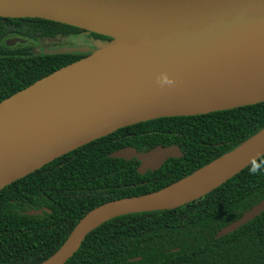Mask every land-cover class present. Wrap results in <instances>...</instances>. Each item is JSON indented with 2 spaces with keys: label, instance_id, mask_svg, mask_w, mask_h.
<instances>
[{
  "label": "water",
  "instance_id": "1",
  "mask_svg": "<svg viewBox=\"0 0 264 264\" xmlns=\"http://www.w3.org/2000/svg\"><path fill=\"white\" fill-rule=\"evenodd\" d=\"M0 18H36L106 37L94 47L69 46L45 55L82 54L72 63L0 100V190L50 161L117 129L157 118L194 116L264 101V0H0ZM10 37L7 47L24 44ZM115 49L126 56L124 84L80 83ZM98 88V89H97ZM247 144V145H245ZM243 149L194 187L185 180ZM264 155V127L227 153L156 191L104 202L85 213L61 246L38 264H63L101 223L129 213L170 210L223 184ZM182 154L174 145L108 154L134 158L135 171L157 170ZM214 174V175H213ZM264 210L260 201L216 231L224 236ZM45 208L29 210L39 215Z\"/></svg>",
  "mask_w": 264,
  "mask_h": 264
},
{
  "label": "trees",
  "instance_id": "2",
  "mask_svg": "<svg viewBox=\"0 0 264 264\" xmlns=\"http://www.w3.org/2000/svg\"><path fill=\"white\" fill-rule=\"evenodd\" d=\"M83 30L36 18H0V100L82 54H33L28 42ZM92 37L108 40L88 33ZM264 127V101L202 115L157 118L82 145L0 190V264H38L92 208L165 187L229 152ZM174 145L182 156L138 174V162L108 157ZM251 168L260 169L251 174ZM264 200V155L202 197L170 210L129 213L90 231L63 264H264V210L234 231H216ZM45 208L39 215L29 210Z\"/></svg>",
  "mask_w": 264,
  "mask_h": 264
},
{
  "label": "bare ground",
  "instance_id": "3",
  "mask_svg": "<svg viewBox=\"0 0 264 264\" xmlns=\"http://www.w3.org/2000/svg\"><path fill=\"white\" fill-rule=\"evenodd\" d=\"M129 76V67L125 53L121 49H115L113 53L109 57H107L103 62L92 67L87 76L84 77L82 80H79V82L83 83L88 80L89 84L91 85L90 87H105L109 84H124L129 78ZM262 83H264V73L256 75L255 79H253V83L251 84V86L255 89L260 87ZM245 145L239 148V150H236L235 152H232L220 158L213 164L202 169L194 177L185 180L182 184V187H194L201 183L200 179H203L216 169L217 171L215 173H217L227 163H229L232 159V156L235 155L241 149H243Z\"/></svg>",
  "mask_w": 264,
  "mask_h": 264
},
{
  "label": "flooded vegetation",
  "instance_id": "4",
  "mask_svg": "<svg viewBox=\"0 0 264 264\" xmlns=\"http://www.w3.org/2000/svg\"><path fill=\"white\" fill-rule=\"evenodd\" d=\"M83 34L89 35L87 32H84V31L83 32H79L76 35H65V36H62V35L58 34V35H56L53 38H43V39L41 38V39L36 40L35 42H28L27 40H24L25 41L24 44H28L29 45V50H30L31 53H33V54H38V53L44 54V52L46 50L55 49V48L69 47L67 45H63L61 42L60 43H55V45L54 44L50 45V47L45 46L44 45L45 43L52 42L53 40H62V39L66 40L67 37L78 36V35L80 36V35H83Z\"/></svg>",
  "mask_w": 264,
  "mask_h": 264
},
{
  "label": "rangeland",
  "instance_id": "5",
  "mask_svg": "<svg viewBox=\"0 0 264 264\" xmlns=\"http://www.w3.org/2000/svg\"><path fill=\"white\" fill-rule=\"evenodd\" d=\"M98 40H101L97 37H92L90 35H78V36H70L67 37L66 40H53L52 42H47L44 45L50 47V45H55V43H62L63 45L67 46H81V47H94ZM58 41V42H57Z\"/></svg>",
  "mask_w": 264,
  "mask_h": 264
},
{
  "label": "clouds",
  "instance_id": "6",
  "mask_svg": "<svg viewBox=\"0 0 264 264\" xmlns=\"http://www.w3.org/2000/svg\"><path fill=\"white\" fill-rule=\"evenodd\" d=\"M260 171V169H258V168H251L250 169V173L251 174H256L257 172H259Z\"/></svg>",
  "mask_w": 264,
  "mask_h": 264
}]
</instances>
